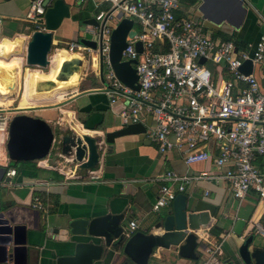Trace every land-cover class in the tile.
Here are the masks:
<instances>
[{
    "label": "crops",
    "instance_id": "0c3cea01",
    "mask_svg": "<svg viewBox=\"0 0 264 264\" xmlns=\"http://www.w3.org/2000/svg\"><path fill=\"white\" fill-rule=\"evenodd\" d=\"M30 1L0 0V42L7 39L16 42L19 47L17 53L7 56L1 53L4 50L0 48L1 61L10 64L18 59L14 64L13 76L5 73L0 77L10 76L13 82L12 89L6 88L10 91L7 105L0 96V111H6L2 106L9 107L14 102L13 94L20 73V55L25 54L26 57L27 42L34 31L23 19ZM64 1L70 6L71 14L63 20L53 37L48 53L47 66H50V70L27 72L25 87L17 97L16 112L44 119L61 135L72 131L74 126L81 128V121L94 111L103 114V122L98 126L100 128L123 124L119 115L121 101L113 103L106 91L101 89L97 77L99 62L95 53L87 47L68 49L70 42H77L78 36L88 32L91 25L84 24V21L96 19V15L100 11H107L110 4L100 0ZM243 1L246 4L244 11L231 0H179L177 15L199 20L213 38L231 39L238 49L252 48L260 35L264 34V0ZM204 5L205 14L200 10ZM76 58L80 60V65H71L68 72L60 71L64 62ZM62 60L58 79L67 81L66 84L61 86L58 84L61 81L55 83L47 78H37L33 90L38 102L28 104L33 102L26 95L30 73L50 74L55 66L59 67ZM263 72L264 58L262 64H255L251 72L261 86H264ZM53 89L61 97L40 100L43 93ZM19 101L25 104L20 106ZM12 115L9 112L10 118ZM149 123L150 118L147 117L145 125ZM6 140L7 132L0 130V167L6 168L0 180V211L5 210L7 217L13 216L15 223L25 226L28 264H55L57 256L71 254V251L60 245L58 235L54 232V228L66 218L91 219L107 213H124L126 219L137 222L135 231L160 233L154 227L156 211L152 207L160 185L166 182L160 179L162 175L167 170L178 174L214 170L210 162L186 165L176 152L160 154L147 141L144 133L117 138L93 169H82L70 155L62 154L59 137H56L52 152L45 158L28 161L27 164L19 161L12 165L6 151ZM9 168L15 169V175H6ZM184 193L203 199L215 207V214L210 218L208 227L198 232L200 240L195 249L197 258L181 257L175 247L158 248L149 258L148 264H201L207 258L205 246L208 243L204 239L220 245L215 255L216 264H225L232 252L249 235H254L256 247L264 248V237L256 232V225L264 227V209L254 190L239 200L222 183L197 180L187 184ZM35 197L43 204L42 209L35 205ZM126 262L132 264L120 252L94 264Z\"/></svg>",
    "mask_w": 264,
    "mask_h": 264
},
{
    "label": "built area",
    "instance_id": "2783aa9c",
    "mask_svg": "<svg viewBox=\"0 0 264 264\" xmlns=\"http://www.w3.org/2000/svg\"><path fill=\"white\" fill-rule=\"evenodd\" d=\"M43 1L31 0L23 17L34 30L45 26ZM100 1L110 7L96 15L99 23L107 15L101 30L88 28L100 43L96 50L87 49L101 61L103 80L99 66L97 70L101 89L113 103L121 101L123 123L145 125L148 117L144 135L160 154L176 152L186 165L210 162L214 167L184 174L167 170L160 178L166 182L159 187L153 210L171 203L197 180L222 183L239 200L254 190L264 209V86L252 73L239 69L247 59L253 67L262 64L264 34L252 48L238 49L231 39L213 38L199 20L177 15L179 0ZM118 14L134 23L135 34L126 39L121 56L136 60L137 90L122 83L110 65V34ZM137 41L141 52L135 48ZM80 48L86 47L78 42L68 46ZM10 119L9 111H0V130L7 132ZM6 175H15V169L9 168ZM35 205L43 208L38 197ZM136 228L137 222L129 219L124 236ZM256 232L264 237L263 226L256 225ZM199 237L197 233V242ZM204 240L207 258L201 264H216L220 245Z\"/></svg>",
    "mask_w": 264,
    "mask_h": 264
},
{
    "label": "water",
    "instance_id": "95a60500",
    "mask_svg": "<svg viewBox=\"0 0 264 264\" xmlns=\"http://www.w3.org/2000/svg\"><path fill=\"white\" fill-rule=\"evenodd\" d=\"M8 1V0H7ZM241 11L245 10L243 0H231ZM46 7L43 30H34L26 46L25 61L27 65L46 67L49 65L48 53L53 43L55 32L65 18H69L70 6L64 0H44ZM200 10L205 14L206 6ZM95 18L84 21V24L99 27ZM119 19L110 34L109 61L115 76L126 86L137 90V74L133 64L136 60H122V51L126 39L135 34L134 23L130 18ZM81 45L96 50L100 38H93L84 32L77 38ZM138 52L142 50L140 41L135 43ZM204 59H200L203 62ZM80 65L79 59L67 60L61 66V72H68L71 65ZM252 62L244 60L239 67L245 74L252 72ZM99 74L102 77V64L99 60ZM6 88H12L10 76L2 77ZM103 122V114L94 111L81 121L80 127L58 134L44 119L26 113L14 114L7 129L6 151L10 162L32 161L45 158L50 154L56 137H59L61 152L70 155L82 169L95 168L102 155L111 149L119 137L130 134H143L145 126L140 123H123L118 126L98 127ZM83 130L85 132H83ZM56 136V137H55ZM6 168L0 167V180ZM8 179V178H6ZM215 214V207L203 199H197L185 193L176 194L168 205L156 211L155 228L159 232L144 233L134 231L129 237L123 232L129 219L124 213H107L91 219L66 218L54 228L61 246L71 254L56 257L55 264H94L104 257H114L122 253L132 264H148L149 258L158 248H177L181 257L196 259L197 233L208 227L210 218ZM15 217L6 216L0 211V264H28L25 226L15 223ZM254 235H249L239 244L236 251L225 264H264V248L254 245ZM126 264H129L126 262Z\"/></svg>",
    "mask_w": 264,
    "mask_h": 264
},
{
    "label": "bare ground",
    "instance_id": "6f19581e",
    "mask_svg": "<svg viewBox=\"0 0 264 264\" xmlns=\"http://www.w3.org/2000/svg\"><path fill=\"white\" fill-rule=\"evenodd\" d=\"M0 48H2L4 50V52H1V53L5 54L7 56V55H10V54H13V53H17L16 51L18 50L19 47L17 48V43L16 42H13V41L11 42V41H8L6 39V40H3V41L0 42ZM17 61H18V59L16 60V62L12 61L10 64H7V62H3V61L0 60V77L2 76V74L4 76L5 73L10 74L11 76H13L12 73L14 71V64H16ZM63 61L64 60L61 61V63L59 64V67L55 66L52 69L50 74L40 75L39 73H36V72L35 73H30V79H29V82H28V86H26V87H28L27 88V93H26V95L28 97V100H31V101L35 102L36 98H38L36 93L33 90L34 83L36 81H38L37 78H44V79L47 78L49 80L54 81L55 83L57 81H61V80L58 79V76H59V69H60V66H61ZM1 79L2 78H0V96L3 98L4 104L7 105L8 101H9L8 100V95H9L10 91L8 89H6V87L3 84V82L1 81ZM66 82L65 81H61L58 84L62 86V85H65ZM64 87H66V86H64ZM56 89H58V88H56ZM61 89H63V87H61ZM59 97H61V94L58 93L57 90L53 89L51 91H47V92L43 93L42 97H40V98H42V99H57ZM74 127H76V126H74Z\"/></svg>",
    "mask_w": 264,
    "mask_h": 264
},
{
    "label": "rangeland",
    "instance_id": "374dc122",
    "mask_svg": "<svg viewBox=\"0 0 264 264\" xmlns=\"http://www.w3.org/2000/svg\"><path fill=\"white\" fill-rule=\"evenodd\" d=\"M20 57H21V62L19 63L20 73H19V78H18V81H17V89H16L15 93L13 94L14 102L12 103V105H9V107L2 106L3 108H6L7 111L11 112L13 115L14 114H17V113H25V112H16L17 111L16 110V107L18 105L17 104V97H18L19 94H21V92L23 91V89L25 87L27 72L28 71H30V72H33V71L47 72V71L50 70V66H47V67H39V66H30V65H27L26 64V61H25V54L24 55L21 54ZM22 69H23V72L21 73V70ZM40 100H43V99L41 98ZM44 100H46V99H44ZM37 102H38V100H35V102H29L28 104H34V103H37ZM20 104H25V103H20V101H19V105ZM53 147H54V144H53ZM53 147H52L50 153L52 152ZM15 163L16 162H12V165H14Z\"/></svg>",
    "mask_w": 264,
    "mask_h": 264
},
{
    "label": "trees",
    "instance_id": "16d2710c",
    "mask_svg": "<svg viewBox=\"0 0 264 264\" xmlns=\"http://www.w3.org/2000/svg\"><path fill=\"white\" fill-rule=\"evenodd\" d=\"M137 29H138V27H137ZM22 163L23 164H27V163H29L28 161H22Z\"/></svg>",
    "mask_w": 264,
    "mask_h": 264
}]
</instances>
